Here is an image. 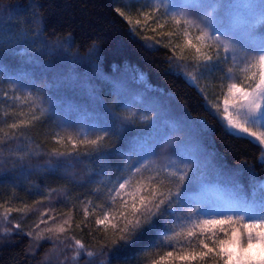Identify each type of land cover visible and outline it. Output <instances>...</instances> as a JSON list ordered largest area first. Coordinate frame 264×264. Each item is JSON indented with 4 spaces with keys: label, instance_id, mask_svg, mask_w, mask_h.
<instances>
[{
    "label": "trees",
    "instance_id": "obj_1",
    "mask_svg": "<svg viewBox=\"0 0 264 264\" xmlns=\"http://www.w3.org/2000/svg\"><path fill=\"white\" fill-rule=\"evenodd\" d=\"M117 6V0H0V74L13 75L3 66L14 52L6 35L13 33L33 51V58L19 66L27 79L20 81L33 99L17 105L0 94V264H152L158 256L169 251L175 256L187 247L163 240L165 221L169 226L177 221L167 212L163 219L153 218L159 222V233L123 246L111 243V228L106 237L104 225L96 224L97 218L108 213L111 219L124 200L130 201L132 188L121 190L115 206L108 199L109 190L114 195V188L140 165L132 142L146 132L143 123L123 120L125 115L113 102L116 94L133 98L138 93L140 107L163 126L161 138L152 144L151 158L157 164L176 156L206 167L201 176L185 181L184 197L218 187L230 192L237 204L248 203L258 181L264 180L262 145L230 135L203 86L186 77L173 47L146 41ZM138 76L143 82L135 81ZM78 102L94 104L93 111L103 114L90 122L94 128L86 134L75 112L67 109ZM19 120L31 123L9 127ZM104 131L108 135L101 149L80 143ZM141 176L155 175L143 169L133 184ZM101 204L103 208L97 207ZM8 208L13 211L3 220ZM65 220L69 224L64 233L44 231L40 240L35 239L37 232L55 229ZM223 227L229 237L231 228ZM72 237L96 255L82 252L73 260ZM219 238L227 237L219 233ZM201 239L216 248L207 237ZM193 264L225 260L210 254Z\"/></svg>",
    "mask_w": 264,
    "mask_h": 264
},
{
    "label": "snow or ice",
    "instance_id": "obj_2",
    "mask_svg": "<svg viewBox=\"0 0 264 264\" xmlns=\"http://www.w3.org/2000/svg\"><path fill=\"white\" fill-rule=\"evenodd\" d=\"M206 7L197 0H185L184 3H176L175 0H152L151 13H141L144 16L143 24L139 19H136L133 27L139 25L141 28L147 25L149 20L154 17L162 16L165 21H172L177 33L185 38L183 45H176L180 49V55L177 59H188L183 53L185 49L194 50L195 55L191 58L198 66H203L207 71L211 72L215 69L216 65L221 62L228 61L229 52H239L240 60L236 55H233V63L242 62L243 67L238 71L243 73L241 83L246 85L240 87L236 83H229L227 85V92L224 94L223 111L218 102L211 103L212 108L216 113L223 118L224 127L230 135L236 136L241 139H248L250 142L258 146L264 145V40L261 43L249 50L248 48H238L235 46L231 39L224 40L223 36H230V33L222 32L220 28L214 27L210 13L205 9ZM261 9V17L264 18V0L259 4ZM119 11V10H118ZM122 16L123 12L120 13ZM128 19L129 24H133L131 17ZM163 27V25H159ZM197 31L199 34L195 36V43L191 37V30ZM153 32L156 30L153 29ZM264 31V29H262ZM173 34L168 33L171 37ZM146 41H154L155 44H160L161 40L156 39L155 36L145 35L143 37ZM169 47V44H165ZM223 49L225 55L222 57L220 49ZM213 54H209V53ZM255 52V55L252 54ZM234 68L229 67L226 72V77L231 80L230 73ZM189 78L195 82L196 77L191 73L188 74ZM12 88L15 90L17 84L13 83ZM203 91V90H202ZM6 95V94H5ZM13 99H19L14 96ZM26 100H32V94L28 93L25 97ZM33 120L37 117L33 116ZM142 120H151L152 117H141ZM123 120L132 121L131 115L123 117ZM29 120H19L9 127L17 129L18 127L30 124ZM3 132V129H0ZM15 133L13 132L12 135ZM8 135V133H4ZM108 135L104 131V135H97L95 139L88 140L85 138L81 140V144H85L93 149H101L103 143ZM71 139V138H70ZM262 160H264V148L261 149ZM58 155H65L58 153ZM145 165L136 168L128 179L119 184L118 188H114L115 194H111L113 189L109 190L108 199L111 200L113 206L116 205L117 197L121 195V190L126 186L132 188L128 193L129 200H124L119 208L116 209V215L109 218L108 213L104 214V219H96L97 225H104L105 236L108 235V229L111 228L113 238L111 243L116 246H123L134 242L141 236L151 232L159 233L161 231L159 222L154 220V217L164 218V213L167 212L169 216L176 217L177 223L170 226L165 221V228L163 231L166 233L163 240L167 242H175L178 245L187 244V247H181L179 251H169L165 255L158 256V259L152 260V264H174L175 260H179L182 264H193L194 261H203L206 257L215 259L216 257L224 258L225 264H264V180L258 181L259 191L261 193L260 206L257 209L232 211L215 213L203 212L195 208L184 210L182 199L186 194L187 185L186 180H190L189 172L197 171L196 161L184 163L181 161L179 164L175 161H170L169 165L164 168L165 177L160 178V174L155 176L143 177L133 184L134 178L142 172ZM172 169V170H169ZM156 183H153V181ZM143 193V194H141ZM186 202V201H185ZM104 205H97L103 208ZM163 206V207H162ZM13 209H5L3 216L5 220ZM17 211H23L17 209ZM178 212H183L182 216H178ZM89 213L85 208V217ZM210 216L211 218H203ZM219 217V218H217ZM113 220H118L113 223ZM65 224H69L68 220L64 224L57 226L55 229L47 228L41 232L36 233L35 239L40 240L43 237V232L64 233L66 228ZM227 224L229 228L232 225L240 224L247 231L240 233L237 229L232 228L231 236H227V231L223 225ZM17 229L20 225L15 226ZM10 231V230H7ZM219 233H224L226 239H220ZM210 234V235H209ZM28 235H32L31 232ZM207 237L210 242L216 245V248H210L209 244L201 237ZM216 237V239H212ZM74 240L73 260L81 256V253H86L87 257L96 255L93 251L87 250L85 245L75 237ZM196 244H193V240ZM169 247L173 245L169 243ZM231 246V247H230ZM104 246H102L103 248ZM199 248V251L196 249ZM239 249V252L236 251ZM100 254H103L101 251Z\"/></svg>",
    "mask_w": 264,
    "mask_h": 264
},
{
    "label": "rangeland",
    "instance_id": "obj_3",
    "mask_svg": "<svg viewBox=\"0 0 264 264\" xmlns=\"http://www.w3.org/2000/svg\"><path fill=\"white\" fill-rule=\"evenodd\" d=\"M117 2L118 10L123 12L125 17L132 18V27L136 19H139L143 24L145 18L143 15H141V13H151L152 0H117ZM175 2L184 3L185 0H175ZM197 2L203 5L205 4V6H210L206 7L205 10L211 14L210 19H212L214 27L220 28L222 32L230 33V36H223L222 39H231L232 43L238 48L246 47L249 50L258 46L261 41L264 40V31H262V29H264V18L261 17V9L259 8L261 0H197ZM159 25H163V27H160ZM133 29L142 36H155L156 39L161 40V43L169 44L171 47H173L178 56L181 54L180 49L177 48L176 45H183L185 38L177 33L176 26L172 21H165L162 16L154 17L152 20H149L147 25L143 28H141L139 25H136L135 28L133 27ZM153 29L156 31L153 32ZM168 33H172L173 35L169 37ZM191 33L192 34L190 38H192L193 43H195V36L199 33L194 29L191 30ZM4 39H7V46L10 47V50L11 48L14 49V52L6 60L7 63H4L3 66H5V68L8 69V71H10L13 75L4 76L3 72H1L0 94L3 98L7 99V101L14 102V104L17 105L28 103L30 101L26 100L25 97L29 91L27 90V86L25 87V85L20 81L27 79H25V71L19 69V66L24 65L27 61H30L33 58V51L30 50L26 43L19 42L18 36L16 37L13 33L6 35ZM183 54L187 56L188 59H179V61L181 64L180 67L186 70V77L190 81L192 80L188 76L189 73L196 77L195 83H200L203 86L208 102L216 103L217 97H219L218 102L221 105V111H223V99L224 94L227 92V85L229 83H236L240 87L246 86L241 83L244 74L238 71L239 68L244 66L243 63H233L231 58L233 55H236L239 61L241 55L239 52L227 53L228 61L217 64L215 69L211 72L207 71L203 66H198L191 58L193 55H195L194 50L186 48ZM209 54L213 53L210 52ZM220 54L222 57L225 55L222 48L220 49ZM252 54L255 55V52H252ZM1 56H3L2 53H0V57ZM3 66L1 67L2 70H4ZM229 67L234 68V71L228 74L233 77L231 80H229L225 75ZM102 79L103 81L108 82L107 78ZM135 81L137 83L143 82L140 76H138L137 80ZM13 83L17 84V88L15 90L12 88ZM14 96H18L19 99H13ZM113 102L114 105L117 104L120 106V113L122 115H131L133 120L144 124L143 128L146 130V132L139 133L135 141L132 142L133 154H135L140 161L138 168L141 167V165H145L144 170L147 173L149 172L154 175L157 173L165 174L164 168L166 165H169L170 161H175L177 164H179L181 161L184 163L191 162L190 160L183 157L172 156L163 165H159L151 158L153 149L152 144L156 139L159 140L161 138V134L165 130L163 129V126L159 125L155 121V117L153 116L154 114H152V112L148 111L146 108L140 107L142 103L138 93H135L133 98L116 94ZM70 104L67 105V109L75 112L73 115L76 117L79 123L78 127L79 129H82L83 134L88 133L91 127L94 128L93 124L90 122L97 120L96 116L98 114L103 115L98 111H93L95 109L94 104L85 102H78L77 104L73 105ZM209 104L211 105V103ZM149 116L152 117L151 120L141 119V117ZM261 130L264 131V129ZM166 139H169L168 134ZM262 147L264 148V145H262ZM196 165L197 171L189 172L188 174L190 180L201 176V174L206 169L204 165H200L197 162ZM260 201L261 193L259 191V187L248 203L237 204L232 200L230 192L226 193L223 189L218 187L210 188L201 192L191 193L182 199L183 208L185 211L195 208L203 212H228L229 214H232V211H240L242 209H257L260 206ZM177 215L182 216L183 212H178ZM203 218L207 219L211 217L204 216ZM4 219L5 218H3V220ZM177 222L178 221H176V223ZM225 225L228 226L227 224ZM232 228L237 229L240 233L247 231L240 224L232 225L231 231ZM231 231L229 237L231 236ZM236 251L239 252V249H236ZM233 264H235V261Z\"/></svg>",
    "mask_w": 264,
    "mask_h": 264
}]
</instances>
